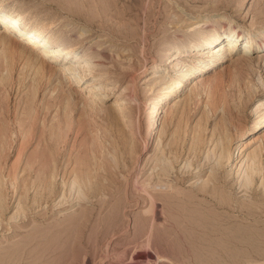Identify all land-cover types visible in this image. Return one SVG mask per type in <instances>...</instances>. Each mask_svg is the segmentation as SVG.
Segmentation results:
<instances>
[{"label":"rangeland","instance_id":"obj_1","mask_svg":"<svg viewBox=\"0 0 264 264\" xmlns=\"http://www.w3.org/2000/svg\"><path fill=\"white\" fill-rule=\"evenodd\" d=\"M0 2L29 30L47 25L45 34L87 59L106 81L98 93L108 95L92 96L47 65L40 76L38 63H6L0 48V188L9 200L0 212V264H264V187L257 178L241 192L235 171L258 150L264 165V125L248 134L264 111L255 109L264 102V48L242 56L239 41L230 61L213 58L167 102L154 137L145 134L153 99L175 77L165 51L214 29L222 33L214 55L223 54L232 30L241 38L264 35V0ZM156 66L161 72L153 76ZM110 92L123 102L118 116ZM193 137L197 154L189 149ZM170 139L181 155L170 172L152 177ZM218 140L231 154L216 170ZM184 163L190 175L181 173ZM143 181L159 183L156 197L181 198L173 204L191 198L182 211L149 204ZM142 220L149 224L143 230Z\"/></svg>","mask_w":264,"mask_h":264},{"label":"bare ground","instance_id":"obj_2","mask_svg":"<svg viewBox=\"0 0 264 264\" xmlns=\"http://www.w3.org/2000/svg\"><path fill=\"white\" fill-rule=\"evenodd\" d=\"M215 17L218 21L222 20L221 16L216 15ZM0 22H1L0 25H2V26H0V48H2V52H6L9 54V55L5 56L4 60L6 61V63L12 64V63H17V62H21V63L23 62L22 63L23 66H29V67L34 66L36 63H38L39 67H38V70L36 71V74H38L40 76H44V74L47 72L46 69H48L47 66H50L54 71H57L59 73V74L58 73L57 74L61 78H63L65 80V82L70 81V79H69L70 77L67 76V74H69V75L73 76V78L77 81V86L79 84H81V86H84L86 88L85 92H87L88 94H90L92 96L102 95L103 99H101V100H106V98L108 96L107 94L98 93L100 91V88H98V86L100 85V82H105V84H106L104 76L100 72H95V70H92V68H91L92 66L90 67L89 63L87 62V59H85L83 56H81L77 52H75L74 48H68L67 46L64 45V43L57 40V38L54 39L51 36H48L47 34H45L44 28L47 25L43 26V25L37 23L39 25L37 28H35L33 30H29L28 28H26L25 26L22 25L21 17L18 14H16L15 12L5 9L1 2H0ZM14 25H17V27L15 29L16 31L13 32V34H12L10 32L14 30V28H13ZM221 35H222V33H220L218 29L209 30V31L203 32L199 35H196V36L194 35L193 37L188 38L187 40H184L179 45L170 47L165 51V54H164L165 59L164 60L167 62L169 68L174 69L175 77L169 79L167 81V83H165L166 86L164 85L165 87L164 88L162 87V89L160 91H158L159 94L157 95V97H155L153 99V101H152L153 104L149 108V112H148L149 116H152V119H151V121H149L150 123H149L148 127L146 128V131H145L146 135L154 137L155 130L158 127V123H160V121L165 117V113H166L165 107L167 105V102L170 99H172L174 94L180 89V87H182V85H183L182 83L185 84V82H187L188 80L194 79L193 75L195 76V74H197L204 67H206L207 64L210 63L213 58L217 61H222V62L223 61H230L232 59L230 57L231 53H232V49L234 48V46L237 45V43L239 41L243 42V47H242V50L240 52L242 56L247 54L249 51H253L256 48H264V35L257 36L255 38H251L250 36L241 38V37H239L238 33H236L234 30H232L231 36L227 39L228 44L225 46V49L222 50V48H221V50L223 51V54L214 55V54H212V53H214L213 50L217 48L216 43L218 42V40H220ZM197 47H199V48L197 49L195 56H193V58H190L188 54L190 53V51L192 49H195ZM181 57H187L188 59H187V61L182 62L180 59H177V58H181ZM6 66H9V65L7 64ZM36 69L37 68H35V70ZM48 70H50V69H48ZM160 72H161V69L158 66L153 67L151 69V71H149V73L153 76L158 75ZM189 78H191V79H189ZM68 85H69L68 86L69 91H75L76 90V88H75L76 86H72L71 84H68ZM101 90H102V87H101ZM111 94H113V93H111ZM113 97H115V100H116L114 113H115V116L116 115L118 116V112H122V111L125 112V108H124L123 102L120 101L121 98H118L119 97L118 95L113 94ZM261 106H264V102L259 103V105H257L255 109L259 110L258 108H260ZM160 116H161V119L158 122V119ZM263 125H264V111L261 114H259V116L256 118V120L254 122H252L250 128L248 129V134L256 132ZM198 140H200V139H197L196 137L192 138V143L190 144V146L191 145L192 146L189 148L191 152L194 150L196 151V148H199V147H197L199 144ZM215 140H216V138H215ZM218 141L220 142V144L223 142V141L221 142L220 140H218ZM168 143L169 144L166 145V147L168 146L167 150H165V151L161 150V152L160 151L158 152L161 154V156H160V158H157V161H156V163H154V166L152 169L157 168V167H159V168L157 171L152 173L153 174L152 177H156V175H158V174H160V177H162L161 175H164L163 173L165 171L168 172L169 170H171L173 168V163L178 161V155L179 156L181 155L180 153L178 154L179 150H177V149L179 147L176 149V146H173L174 141L172 139H170V141ZM200 144H202V143H200ZM204 144H205V142H204ZM212 144H214V142H212ZM222 144L224 147L220 146L219 153H218V151H213V154L215 152L218 153V155H216V157L214 156L215 165H216L215 168L216 167L220 168L221 160L223 161L224 159H228V156L231 154L228 151L229 148L227 149L225 146L226 143H225V145H224V142ZM202 146H204V145L202 144ZM215 147H218V145L216 144ZM159 150H160V148H159ZM195 151H194V153H195ZM261 152H262V150H261ZM167 153L169 155L171 154V156H169V157H172L171 160H169V158L167 157V155H166ZM254 153H255V151H254ZM196 154H197V151H196ZM196 154L195 155L193 154V156H197ZM165 156L168 159H166ZM206 156H205V159L210 158V156L209 157H206ZM251 156H253V157H251ZM251 156L250 157L247 156L248 159H250V163H248V161L246 159L241 160V161L239 160L240 164H239L237 170H235L236 174H237L236 176L238 179L239 187L242 188L241 192L246 191L247 188H250L249 185L251 186V184L253 182L255 183L257 178L260 180L262 187H264V165L261 167L260 165L262 163H261V160H259L261 158L262 154L259 153V150H258V153L255 154V156L254 155H251ZM237 157H238V153L236 154V157L234 159H237ZM155 158L156 157L154 156V159ZM188 158H189V156H188ZM211 158H212V154H211ZM193 159H194V157H193ZM208 159H207V161H208ZM147 162H149V161L146 160V163L144 166L147 165ZM152 164H153V162H152ZM263 164H264V162H263ZM183 165H184L183 167H186V169L187 168L188 169L185 171L182 170L181 173H183V174L187 173L188 174L189 169H191L189 167H191L192 165H190V163H184ZM198 168L200 169L199 166H198ZM213 170H214V168H213ZM216 170H218V169L216 168ZM216 170H215V172H216ZM213 173L214 172H212V174ZM150 175H151V173H150ZM188 175H190V174H188ZM88 176H90V175H88ZM83 179L85 180V178H83ZM85 181H84V183H85ZM74 182H75V179H74ZM74 182L70 183L69 191L73 190L72 188L76 184ZM147 182L143 181V183H142V188H141L142 196H141V198L144 201H147L149 204H151L152 202L154 203L156 200H159L160 202H162V204L163 203L167 204L172 208L178 209L180 207L178 210L182 211V210H184L183 209L184 205L188 202V199L191 198L190 196L185 194L182 196L183 201H181L180 203H174L173 204L174 200L181 199V198L177 197L176 194H173L170 197L165 196V195L162 197L161 196L156 197V188L159 187V183H157V185L154 184L153 186H149L151 183L149 184ZM84 183H82L83 186H84ZM87 183H88V185L85 183L86 184L85 186H88L87 187V191H88V190H91V188L93 187V182L89 178ZM261 185H259V186H261ZM44 186H45V189H47V192L49 195L54 193L53 182H51V178L49 181H45ZM255 186L256 185H254V187ZM25 190H26V188H25ZM78 191L81 192V190H78ZM163 194H164V191H163ZM7 199H9V198H7ZM62 200L60 203L63 202ZM8 204H9V200L5 202V198L3 197V193H2L1 188H0V212L6 211L9 208ZM177 204L179 206H177ZM185 209H186V207H185ZM12 218L13 217H11V219ZM14 221H16V220H14ZM139 225H140V223H139ZM147 225H149V224H147ZM147 225H146V221L142 220L140 227L144 228ZM143 228L141 230H143Z\"/></svg>","mask_w":264,"mask_h":264}]
</instances>
